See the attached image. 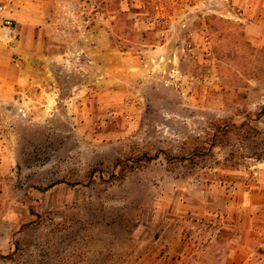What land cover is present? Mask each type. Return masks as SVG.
<instances>
[{"label": "rangeland", "instance_id": "1", "mask_svg": "<svg viewBox=\"0 0 264 264\" xmlns=\"http://www.w3.org/2000/svg\"><path fill=\"white\" fill-rule=\"evenodd\" d=\"M58 1L0 103V264H236L260 236L213 215L264 177V0Z\"/></svg>", "mask_w": 264, "mask_h": 264}, {"label": "crops", "instance_id": "2", "mask_svg": "<svg viewBox=\"0 0 264 264\" xmlns=\"http://www.w3.org/2000/svg\"><path fill=\"white\" fill-rule=\"evenodd\" d=\"M46 2L48 1L0 0V6L5 8V13L0 16V103L11 100L16 87H25L34 80L32 61H29L30 55L38 56L40 49L43 50L45 47L49 28L52 26L48 20L50 15L48 8L51 5L56 6L62 3L60 1L57 3L54 0L49 5ZM252 3L249 2L246 15L250 12L249 8ZM2 16L16 22L15 32L2 27ZM236 16L240 20L249 21L246 17ZM257 22V20L253 23L250 22L249 28L252 30V26L257 25ZM16 55L22 58L20 63L17 60L19 64L14 63ZM0 113L2 114V111ZM260 175L264 174L261 172ZM238 194H242L239 200H237ZM227 204L226 208L229 212L226 215L225 213L213 215L214 227H217V232L225 229L233 234L244 221L246 233L260 236L250 240L246 238V240H242L236 234L232 236L226 242L229 247H232V253L229 255L230 262L264 264V255H256L251 250L256 247L264 248V177L248 185L243 191L231 193ZM233 213L237 214L233 215ZM235 224L237 227L234 226ZM213 242L215 243V241ZM239 251H241L240 254Z\"/></svg>", "mask_w": 264, "mask_h": 264}, {"label": "built area", "instance_id": "3", "mask_svg": "<svg viewBox=\"0 0 264 264\" xmlns=\"http://www.w3.org/2000/svg\"><path fill=\"white\" fill-rule=\"evenodd\" d=\"M5 13V8L0 6V16ZM1 25L3 28L9 29L11 32H15L16 30V22L10 18H6L2 16Z\"/></svg>", "mask_w": 264, "mask_h": 264}]
</instances>
